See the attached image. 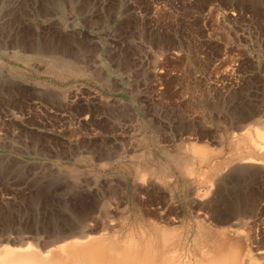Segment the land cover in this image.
<instances>
[{"label":"rangeland","instance_id":"obj_1","mask_svg":"<svg viewBox=\"0 0 264 264\" xmlns=\"http://www.w3.org/2000/svg\"><path fill=\"white\" fill-rule=\"evenodd\" d=\"M260 126L264 0H0V241L101 200L123 215L141 165L198 145L237 164ZM67 178L99 182L66 200ZM178 209L171 228L188 232Z\"/></svg>","mask_w":264,"mask_h":264},{"label":"bare ground","instance_id":"obj_2","mask_svg":"<svg viewBox=\"0 0 264 264\" xmlns=\"http://www.w3.org/2000/svg\"><path fill=\"white\" fill-rule=\"evenodd\" d=\"M198 146L189 149L197 156L193 160L170 157L167 163L141 165L131 189L127 182L121 188L127 199L123 215L118 214L123 209L119 205L102 207L98 193L101 208L96 201V209L85 208L61 229L55 225L54 233L42 237L22 231L11 239L8 232L10 237L2 236L0 241V264H264V128L255 127L241 136L233 152L239 157L237 164L218 163L214 151ZM70 179L61 185L66 200L67 193L89 190L98 180ZM179 207L191 218L192 223L181 216L192 226L188 232L171 228L182 220L174 216Z\"/></svg>","mask_w":264,"mask_h":264}]
</instances>
